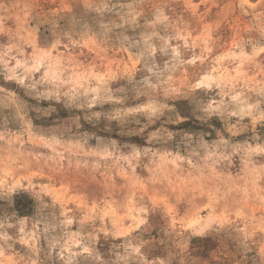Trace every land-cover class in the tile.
<instances>
[{"label": "rangeland", "instance_id": "1", "mask_svg": "<svg viewBox=\"0 0 264 264\" xmlns=\"http://www.w3.org/2000/svg\"><path fill=\"white\" fill-rule=\"evenodd\" d=\"M0 264H264V0H0Z\"/></svg>", "mask_w": 264, "mask_h": 264}]
</instances>
